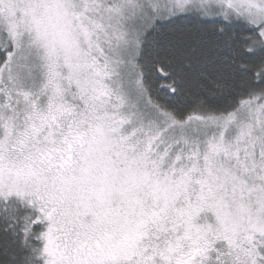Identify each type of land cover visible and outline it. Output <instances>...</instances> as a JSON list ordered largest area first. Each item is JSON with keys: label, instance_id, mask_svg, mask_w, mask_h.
Returning <instances> with one entry per match:
<instances>
[{"label": "snow or ice", "instance_id": "obj_1", "mask_svg": "<svg viewBox=\"0 0 264 264\" xmlns=\"http://www.w3.org/2000/svg\"><path fill=\"white\" fill-rule=\"evenodd\" d=\"M0 264H264V0H0Z\"/></svg>", "mask_w": 264, "mask_h": 264}]
</instances>
